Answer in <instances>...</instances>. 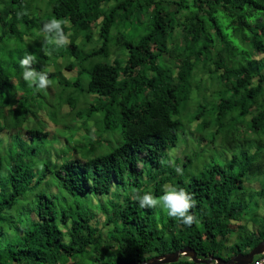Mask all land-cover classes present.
Listing matches in <instances>:
<instances>
[{"label": "trees", "instance_id": "16d2710c", "mask_svg": "<svg viewBox=\"0 0 264 264\" xmlns=\"http://www.w3.org/2000/svg\"><path fill=\"white\" fill-rule=\"evenodd\" d=\"M6 1L0 26L3 34L17 36V52L10 64L0 66V90L5 89L0 92V134L14 132L16 142L8 141L4 147L0 141V264L142 262L185 247L192 248L200 259L211 255L227 260L264 241V206L259 220L256 216L259 202H264V0ZM27 5L39 13L26 12ZM46 8L65 21L63 31L70 47L49 43L41 31L53 18L45 17ZM144 17L151 28L140 39L121 32L125 25L129 29L142 25ZM115 25L117 31L111 35ZM24 37L35 38V44ZM93 40L97 44H91ZM110 46L126 51V57L114 55L109 61ZM26 47L36 57L39 70L35 64L32 67L38 72L47 67L38 61L47 59L44 52L71 56L79 63L73 85H80L86 76L82 92L96 98L86 109V118L102 112L101 120H94L93 131L85 138L76 135L80 145L75 154L45 164L43 176L37 180L33 166L24 161L37 149L17 135L29 118L28 110L18 118L22 104L11 98L16 95L11 80L24 72L20 60ZM178 49L181 53L175 63L167 65L163 57ZM87 63L91 67L85 72ZM202 81L208 83L204 95L208 97L206 92L212 89L216 99L208 109L199 110L194 120L209 115L201 129L213 127L212 144L221 137L231 157L226 164L213 163L200 174L185 176L191 159L170 164L163 158L178 143L179 119L190 101L192 85L197 87ZM66 107L79 119L84 117L83 112ZM28 125L26 134L31 140L46 134L33 123ZM113 129L120 133L114 132V147L110 141ZM236 134L244 143L253 139L257 146L252 150L245 147L246 151L238 148ZM176 166L183 169L182 175L175 171ZM47 173L55 175L70 194L109 195L126 185L130 192L112 202V211L102 213V228L99 221L91 224L95 212L76 208L59 214L53 198L39 193L33 209L36 218L29 219L28 225L17 230V237L6 242L11 207ZM255 178L260 179V189H247L246 184ZM165 185L183 187L193 195L196 205L191 214L197 222L184 225L165 209L141 208L133 198L137 192L159 197ZM248 219L253 222L251 231L235 224ZM239 232L244 236L229 246ZM262 257L264 254L255 258ZM171 264L194 263L181 257Z\"/></svg>", "mask_w": 264, "mask_h": 264}, {"label": "rangeland", "instance_id": "374dc122", "mask_svg": "<svg viewBox=\"0 0 264 264\" xmlns=\"http://www.w3.org/2000/svg\"><path fill=\"white\" fill-rule=\"evenodd\" d=\"M4 2L7 1L0 0V11L3 10ZM28 7L30 9L26 12H30L33 15H37L39 13L33 8V6ZM45 10L48 11L45 17L52 18L53 15L51 11L47 8ZM262 17H264V14H262ZM148 24L149 21L146 20V17H144L142 25L137 24V27L130 29L129 26L125 25L121 32H123L127 37L131 35H138L140 39V37L145 35L149 31V28H151ZM115 27L116 25L112 28L111 35H115L117 31ZM15 37H17L15 34L9 36L8 32L3 34L2 27L0 26V66H7L14 60L15 52H17L15 51L17 46V40ZM45 37L46 35L44 38ZM23 39L25 41L28 40L30 44H35V38L33 37H24ZM177 39L179 38L177 37ZM175 42H177V40H175ZM91 44L95 45L97 44V41L93 40ZM66 45L68 46V43ZM90 47H87V49ZM28 49L30 50L29 53H31L32 50L30 47H28ZM29 50L25 51L27 52ZM179 53H181V49H178L174 55L164 56L163 59L165 63L167 65L174 64L175 58L179 55ZM12 54L13 56L11 57L10 55ZM44 54L47 56V59H39L38 61L42 63L45 62L47 66L45 67V71L50 73L49 79L52 81V84L46 90L37 91L35 86L29 87L28 82L24 79L15 77V79L11 80V83L14 85L16 90V95L11 96V98L13 101H16L17 104H22L23 107L22 111L19 110L17 112V117L21 118L24 116L23 111H25V109L28 110L29 114V118L26 119V122L17 135L23 139V141L32 144L31 147H36L37 149L31 157L24 159L25 162H30L33 166L32 172L35 180L40 179L43 176L45 164H54V161L58 156L65 159L69 155H74L75 149H78L80 145L79 139L76 135H78L79 138H85L87 134L93 131L95 126L94 120L96 118V120H101L102 118V112H99L91 118H86L85 116L86 109L89 108L90 103L96 98L94 94L87 95L85 92H82L81 88L85 87L88 82V78H86V76L82 78L80 85H73V82L78 77L77 69L79 63L75 62V60L70 56H58V51L44 52ZM126 54L127 53L124 50H118L115 46H110L108 59L109 61H112L114 59V55L124 58ZM99 59L96 61H103ZM71 63H74V68L69 70L66 66ZM35 67L38 69V65L36 63ZM90 67V63L85 64V72H88ZM195 84L196 83L192 85L194 90L192 91L190 101L187 105H185L186 107L184 109V113L180 115L178 143L174 148L165 152L163 158L164 163L165 161H168L170 164H174L176 159H179L180 161L184 158L191 159L192 162L186 168L187 171L184 173L185 176L200 174L202 171H205V168H208L213 163L226 164L228 162L227 160L231 157L230 152L226 149L227 143L225 145L226 141L224 142L221 137H218L215 144H212L213 137L211 132L214 130L213 127L201 129L202 127L200 125L202 124L203 119H205V117L209 118V115H206L208 112L205 114V117H200V120H194V115L198 113L199 110L203 107L206 108V106L208 109L213 103L212 100L216 99V97L212 96V89L206 92L208 97L204 95L208 88L207 82L202 81L197 87ZM3 90H0V92ZM31 94H33V96L37 99H32ZM21 96L26 97V99L20 98ZM61 103L62 105L60 106ZM66 105L76 111L83 112L84 117L79 119L75 116L74 111L68 109ZM41 111L43 112L42 115H40ZM28 123H33L35 129L45 131L46 134L41 137L35 136L34 140H31L26 134L27 129H30ZM112 131L110 133V141L113 143L112 147H114L117 145L116 138L114 137L116 134L114 132H117L119 136L120 133L117 129H113ZM105 134L107 135L108 133ZM0 135H2L0 138H5V140L0 139L4 147H6L8 141H10V143L11 141L14 143L16 142L13 137L14 132L1 133ZM234 139L235 145L244 151L247 150H245V147L248 148L250 146L249 148L252 150V147H255V145L257 146L255 141L251 138L247 139L248 143H244V139L242 137L240 138L239 134H236ZM21 144L25 147L24 144L26 143L22 142ZM22 145L19 146L22 147ZM110 148L111 147L107 148V150ZM101 151L103 150H100L99 152ZM22 155L28 156V152H23ZM180 165L182 166V162ZM5 171L6 170L3 168L2 172L4 173ZM259 181L260 179L258 178L249 181V183L246 184V188H252V190L258 191L260 189ZM129 192L130 187L126 185L124 188H121V191H114L109 195L99 196L88 191L84 194H70L62 188L61 181L55 175L47 173L45 179L41 181V183L37 184L34 188L32 187L28 189L22 199H20L15 206L11 207L14 209L11 215L14 217L10 215L6 220L7 227L6 231H4V239L6 242L15 239L18 235L17 230L28 225L29 219L36 218L33 209H35L36 198L39 193H46L53 198L56 204V210L59 214L64 210L68 212L74 210L75 212L76 208H79V210L82 211L86 210L95 212L97 217L91 222V224L95 225L96 221H99V228H102L103 223L105 222L102 213L112 211V202L115 203L117 202V199H124ZM263 206L264 202L260 201L259 209L256 213L258 220L263 214ZM157 208V211H159L160 208L163 209L161 206H157ZM252 223L253 222H249L248 219V221H239L235 224L236 226H242L251 231ZM257 223H259V221ZM9 226L12 227L7 229ZM241 232L232 237L229 246L234 245L238 238L244 236ZM111 257L114 258L113 255H111Z\"/></svg>", "mask_w": 264, "mask_h": 264}, {"label": "clouds", "instance_id": "9594fccd", "mask_svg": "<svg viewBox=\"0 0 264 264\" xmlns=\"http://www.w3.org/2000/svg\"><path fill=\"white\" fill-rule=\"evenodd\" d=\"M64 24L65 21L56 19L55 17L43 24L41 31L48 36L49 43H54L58 47H67L66 44L68 43V37L63 31ZM68 47L70 46L68 45ZM26 50L29 49L27 48ZM29 51H27L28 53L26 52L23 59L20 60V66L24 69L20 79H24L28 82L29 87L35 86L37 91L46 90L52 84V81L49 79L46 71L38 72L32 67L37 61L35 55L29 53ZM71 65L74 67V63H71ZM61 105L62 103L60 106ZM175 171L178 174H183V169L179 166L175 167ZM133 198L139 202L141 208H155L161 206L167 211V215L178 219L184 225L191 226L194 222H197L195 215L191 214V210L195 207L196 201L194 200L193 195L183 187L178 188L174 185H165L163 195L159 197L153 196L150 192H145L143 195H139L137 192ZM254 259L256 258L254 257ZM213 263L214 262H212V264Z\"/></svg>", "mask_w": 264, "mask_h": 264}, {"label": "water", "instance_id": "95a60500", "mask_svg": "<svg viewBox=\"0 0 264 264\" xmlns=\"http://www.w3.org/2000/svg\"><path fill=\"white\" fill-rule=\"evenodd\" d=\"M262 254H264V241L257 244V246L252 248L248 253L235 254L232 255L227 260L220 257H214L211 255L208 256V258L200 259L197 257L196 252L192 248L185 247L173 253L153 257L151 259H148L147 261L125 262L119 260L117 262L109 263V264H171L177 262L181 257L188 258L194 264H212V262H214L213 264H251L254 257Z\"/></svg>", "mask_w": 264, "mask_h": 264}, {"label": "built area", "instance_id": "2783aa9c", "mask_svg": "<svg viewBox=\"0 0 264 264\" xmlns=\"http://www.w3.org/2000/svg\"><path fill=\"white\" fill-rule=\"evenodd\" d=\"M251 264H264V257L253 260Z\"/></svg>", "mask_w": 264, "mask_h": 264}]
</instances>
